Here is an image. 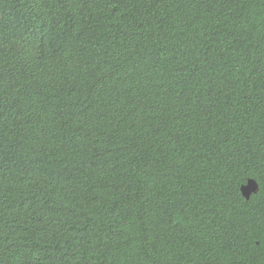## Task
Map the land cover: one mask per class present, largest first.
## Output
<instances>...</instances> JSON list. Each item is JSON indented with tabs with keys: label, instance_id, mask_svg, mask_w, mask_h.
Returning a JSON list of instances; mask_svg holds the SVG:
<instances>
[{
	"label": "trees",
	"instance_id": "trees-1",
	"mask_svg": "<svg viewBox=\"0 0 264 264\" xmlns=\"http://www.w3.org/2000/svg\"><path fill=\"white\" fill-rule=\"evenodd\" d=\"M0 264H264V0H0Z\"/></svg>",
	"mask_w": 264,
	"mask_h": 264
},
{
	"label": "water",
	"instance_id": "water-1",
	"mask_svg": "<svg viewBox=\"0 0 264 264\" xmlns=\"http://www.w3.org/2000/svg\"><path fill=\"white\" fill-rule=\"evenodd\" d=\"M259 190V186L256 182V180H254L253 178L249 179L247 184H244L242 186V192L243 195L249 199L250 196L254 193L257 192Z\"/></svg>",
	"mask_w": 264,
	"mask_h": 264
},
{
	"label": "clouds",
	"instance_id": "clouds-1",
	"mask_svg": "<svg viewBox=\"0 0 264 264\" xmlns=\"http://www.w3.org/2000/svg\"><path fill=\"white\" fill-rule=\"evenodd\" d=\"M257 182V181H256ZM258 184V183H257ZM259 186V185H258Z\"/></svg>",
	"mask_w": 264,
	"mask_h": 264
}]
</instances>
